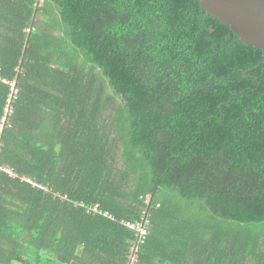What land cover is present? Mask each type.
I'll return each mask as SVG.
<instances>
[{"label":"trees","instance_id":"trees-1","mask_svg":"<svg viewBox=\"0 0 264 264\" xmlns=\"http://www.w3.org/2000/svg\"><path fill=\"white\" fill-rule=\"evenodd\" d=\"M0 68V264H264V53L200 3L0 0Z\"/></svg>","mask_w":264,"mask_h":264},{"label":"water","instance_id":"water-1","mask_svg":"<svg viewBox=\"0 0 264 264\" xmlns=\"http://www.w3.org/2000/svg\"><path fill=\"white\" fill-rule=\"evenodd\" d=\"M195 1L200 3L208 15L230 27L242 43L264 53V0Z\"/></svg>","mask_w":264,"mask_h":264},{"label":"built area","instance_id":"built-area-1","mask_svg":"<svg viewBox=\"0 0 264 264\" xmlns=\"http://www.w3.org/2000/svg\"><path fill=\"white\" fill-rule=\"evenodd\" d=\"M0 81H3L7 83L10 86V93L8 96V99L6 101L4 111H3V117L1 118V124H0V152H1V136L3 133V130L7 127L9 122V118L13 114V104L17 99L19 89L17 87V82L16 81H7L1 77V68H0ZM0 171H4L5 173L11 175L12 177L15 176L13 171L9 168H5L0 166ZM24 180L33 183L30 179L24 178ZM63 199H67V197H64ZM159 207V206H158ZM88 213H93L94 215H103L106 218L109 219H114L113 215H111L109 212H104L101 209V206L99 204L88 207L87 208ZM126 227L134 231L137 235V243L135 247L132 248V255L130 258V264H133L135 261V256L138 251V247L140 244L145 243L147 237H148V226H149V221L147 217H142L141 221L137 223H130L127 222L125 223Z\"/></svg>","mask_w":264,"mask_h":264},{"label":"rangeland","instance_id":"rangeland-1","mask_svg":"<svg viewBox=\"0 0 264 264\" xmlns=\"http://www.w3.org/2000/svg\"><path fill=\"white\" fill-rule=\"evenodd\" d=\"M57 34H60L59 32Z\"/></svg>","mask_w":264,"mask_h":264}]
</instances>
